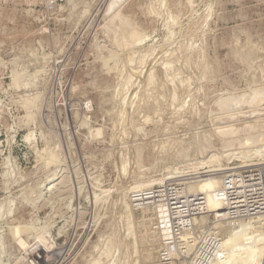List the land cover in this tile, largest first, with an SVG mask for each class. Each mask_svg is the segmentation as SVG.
Wrapping results in <instances>:
<instances>
[{"label": "rangeland", "instance_id": "obj_1", "mask_svg": "<svg viewBox=\"0 0 264 264\" xmlns=\"http://www.w3.org/2000/svg\"><path fill=\"white\" fill-rule=\"evenodd\" d=\"M263 121L264 0H0V264H162L133 194L172 176L217 212L220 182L195 189L191 167Z\"/></svg>", "mask_w": 264, "mask_h": 264}, {"label": "built area", "instance_id": "obj_2", "mask_svg": "<svg viewBox=\"0 0 264 264\" xmlns=\"http://www.w3.org/2000/svg\"><path fill=\"white\" fill-rule=\"evenodd\" d=\"M63 1L48 0V4L56 6ZM219 179V187L212 192L213 199L220 204L217 212H208L205 194L189 193L181 180L167 181L145 190L151 199L140 206L155 214L153 228L161 234L162 264H172L170 255L189 247L192 241L197 244L201 263L208 264L226 251L222 241L224 229L228 231L230 227L257 217L264 224V164L228 169L221 172ZM203 216L204 223L200 221ZM210 218L217 224L208 225ZM196 227L206 230L197 239L191 233Z\"/></svg>", "mask_w": 264, "mask_h": 264}, {"label": "bare ground", "instance_id": "obj_3", "mask_svg": "<svg viewBox=\"0 0 264 264\" xmlns=\"http://www.w3.org/2000/svg\"><path fill=\"white\" fill-rule=\"evenodd\" d=\"M172 21V20H171ZM167 78V77H166ZM151 81V80H150ZM152 84V83H151ZM154 84V83H153ZM159 87V86H158ZM158 93V92H156ZM256 93V92H255ZM259 95V94H258ZM263 95V94H262ZM248 96V95H247ZM246 96V98H247ZM251 96V95H250ZM229 97V96H228ZM231 97V96H230ZM249 97V96H248ZM226 98V97H225ZM151 99V98H150ZM228 99V98H227ZM245 99V98H244ZM144 100V99H143ZM175 100V99H174ZM230 100H232V98H230ZM249 100V98L247 99ZM252 100H253V97H252ZM148 102V100H147ZM256 121V120H255ZM258 122V121H257ZM255 122V123H257ZM264 122V121H263ZM253 124V125H257V124ZM260 123V122H259ZM252 124V123H251ZM252 125V126H253ZM228 126V125H227ZM230 126V125H229ZM225 127V126H224ZM232 126H230V129L232 130L231 128ZM222 128V127H220ZM226 128V127H225ZM228 128V127H227ZM224 129V128H223ZM225 130V129H224ZM228 130V129H227ZM219 131V130H218ZM223 131V130H221ZM220 131V132H221ZM230 131V130H228ZM264 131V129L262 130ZM261 131V133H262ZM226 132V131H225ZM258 132V131H257ZM259 135H260V132H258ZM264 134V132L262 133ZM261 134V135H262ZM233 135V134H232ZM230 134V136H232ZM252 135V134H251ZM253 135H255L253 133ZM263 136V135H262ZM260 137V136H255L254 140H257L258 143H255V141H253L252 143L253 144H249V140L246 136V139L244 140V142L246 141L247 145L246 146V143L244 144L243 142L242 143H239L238 145L242 144V149L239 150L237 149L238 146H236V148H227L226 147L224 149H221L222 151L218 152V153H212L209 158L207 160H202L200 161V164L201 166L202 165H206L208 167L207 170H203V171H199L197 172L196 171V167L195 166H192V171H194L193 173H191V175H194L193 177L189 178V183L190 184H193L195 189H198V190H206V189H211L216 187L218 184H219V178L218 177H214L215 175L217 174H220L221 171L223 170H226L227 168H220L222 166H220L219 168H215V161L218 160V158H221V157H225L226 159L230 160L232 158H236V159H242L243 163L245 162H248V158H250L252 155H257V156H263L264 157V136L263 137ZM30 137V134H27L26 135V139L28 140ZM228 137V136H227ZM251 137V136H249ZM253 137V136H252ZM261 138V141L259 140ZM236 138V137H235ZM238 138V137H237ZM236 138V140H237ZM263 138V139H262ZM226 139V138H225ZM228 139V138H227ZM230 140H232V138H230ZM229 140V141H230ZM235 140V139H234ZM235 140V141H236ZM243 140V139H242ZM227 141V140H226ZM225 141V142H226ZM229 141L228 144H229ZM233 141V140H232ZM231 141V142H232ZM234 141V142H235ZM252 141V140H251ZM250 141V142H251ZM226 142V143H227ZM241 142V140L239 141ZM225 143V144H226ZM238 143V142H235V144ZM223 144V147L224 145ZM226 144V145H228ZM243 144L245 146H243ZM232 144H230V147H231ZM229 146V145H228ZM233 146H234V143H233ZM240 147V146H239ZM224 159V158H223ZM252 161V160H251ZM257 161V160H256ZM250 164V163H249ZM221 165V164H220ZM243 165V164H242ZM247 165V164H245ZM183 168V167H182ZM182 170V169H181ZM176 171H177V168H176ZM190 171V170H189ZM188 171V172H189ZM191 171V172H192ZM186 172V173H188ZM175 173V172H174ZM154 174V173H153ZM177 174V173H176ZM182 174V173H181ZM190 174V173H189ZM186 176L188 177V175L186 174ZM179 177V176H178ZM186 177V179H187ZM169 178H172V176H167V177H163V178H160L158 179L157 182H155V180H153L155 182V184L159 183H166L167 179ZM175 178V177H174ZM180 178V177H179ZM182 178V177H181ZM150 179V178H149ZM194 179V180H193ZM173 180V179H172ZM185 180V179H184ZM152 181V180H151ZM188 181V180H187ZM148 183V182H146ZM144 184V183H143ZM150 184V183H149ZM140 185V184H139ZM152 186V184H151ZM131 187V186H130ZM137 187V186H136ZM139 188L141 187H145V185H140L138 186ZM147 187V186H146ZM192 188V187H190ZM217 188V187H216ZM149 189V188H147ZM193 189V188H192ZM52 190H55L53 186H49L47 188V191H52ZM146 189H140V190H137L136 192H139V194H136V197L134 195V199H130L131 202L133 201H141V204L143 205V202L144 201H148L151 199L150 195H146L145 193H143ZM191 190V189H190ZM207 190V191H208ZM216 190V189H215ZM213 190V191H215ZM57 191V190H56ZM196 191V190H195ZM128 192V191H127ZM142 192V193H140ZM193 192V191H191ZM129 194V193H128ZM201 194H205V193H201ZM122 195V194H121ZM212 195V194H211ZM206 196V195H205ZM125 198V194L123 196ZM213 197V196H212ZM130 198V197H129ZM148 198V199H147ZM207 198V196H206ZM211 198V197H210ZM123 199V198H122ZM210 200V199H209ZM208 198H207V205H210L209 203L212 202H209ZM122 202V201H120ZM124 202V201H123ZM122 202V203H123ZM131 202H130V205H131ZM213 202L214 203H217L219 204L217 201H215L213 199ZM119 203V202H118ZM148 203V202H147ZM147 203H144V204H147ZM214 205V204H213ZM137 206V205H136ZM211 207V206H210ZM129 208V206H128ZM216 205L214 207V210H215ZM209 209V208H208ZM213 210V211H214ZM219 210V208H218ZM132 213V212H131ZM123 214V213H122ZM121 214V215H122ZM260 219V218H259ZM258 218H252L250 219L251 221H246V222H241L240 224H238L237 226H233V227H230L228 229V234L226 236L223 237V245L225 246V250H226V253L224 252H220L218 254V258L216 260V258L209 263V264H240L242 263L243 261H247L245 262L246 264H264V261L262 259L261 256L262 255V252H264V230L262 229V225L260 224V221H259ZM253 223V224H252ZM258 223V225L256 226L255 224ZM151 228V227H149ZM150 233V232H149ZM226 233V232H225ZM148 234V233H147ZM136 245V243H135ZM246 246H250L251 249H252V252L251 253H247L245 252L246 250ZM1 247V246H0ZM1 249V248H0ZM40 250L42 251V248H40ZM253 257H252V255ZM224 259V260H222ZM222 260V261H221ZM219 261V262H217ZM98 263V262H97Z\"/></svg>", "mask_w": 264, "mask_h": 264}]
</instances>
